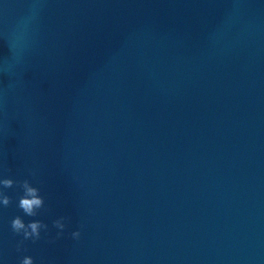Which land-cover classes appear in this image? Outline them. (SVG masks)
Masks as SVG:
<instances>
[{"label": "water", "instance_id": "obj_1", "mask_svg": "<svg viewBox=\"0 0 264 264\" xmlns=\"http://www.w3.org/2000/svg\"><path fill=\"white\" fill-rule=\"evenodd\" d=\"M6 177L0 264H264V0H0Z\"/></svg>", "mask_w": 264, "mask_h": 264}, {"label": "clouds", "instance_id": "obj_2", "mask_svg": "<svg viewBox=\"0 0 264 264\" xmlns=\"http://www.w3.org/2000/svg\"><path fill=\"white\" fill-rule=\"evenodd\" d=\"M8 70V69H6ZM33 176L35 172L31 173ZM18 186L22 190V195L20 196L17 207L22 210L24 216L36 217L40 214V211L45 207V200L40 195V189L33 186V184L28 179L21 181H16L12 178H0V207L7 208L12 204V198L5 192V189H10ZM66 217H60L53 221V226L58 229L56 233V238L63 235L64 229L66 227L65 220ZM11 230L21 239L17 242V251L23 249L25 241H32L33 243L41 239L42 230L47 232L48 225L40 220H30L25 222L22 216H15L10 222ZM73 239L78 240L81 236L79 230L73 231L71 233ZM51 242H54L51 241ZM20 264H34V259L31 256H23L20 260Z\"/></svg>", "mask_w": 264, "mask_h": 264}]
</instances>
